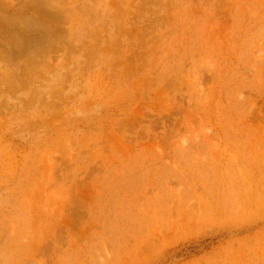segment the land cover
<instances>
[{
  "label": "rangeland",
  "instance_id": "1",
  "mask_svg": "<svg viewBox=\"0 0 264 264\" xmlns=\"http://www.w3.org/2000/svg\"><path fill=\"white\" fill-rule=\"evenodd\" d=\"M0 264H264V0H0Z\"/></svg>",
  "mask_w": 264,
  "mask_h": 264
}]
</instances>
